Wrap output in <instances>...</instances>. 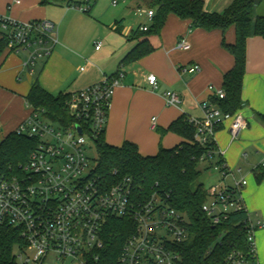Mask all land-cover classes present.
<instances>
[{"label":"built area","instance_id":"2783aa9c","mask_svg":"<svg viewBox=\"0 0 264 264\" xmlns=\"http://www.w3.org/2000/svg\"><path fill=\"white\" fill-rule=\"evenodd\" d=\"M113 3L117 4V0ZM73 7L84 12L90 10L78 3ZM136 12L146 14L151 22L155 14L152 8L137 7ZM148 27L142 25L141 30ZM0 31L9 40L12 51L28 52L23 65L30 73L60 43L58 27L48 19L21 21L0 13ZM101 47V41L95 42L96 50ZM178 47L190 48L188 39L182 37ZM194 68L199 70L200 66ZM124 76L121 70L115 75H104L100 82L71 93L66 102L72 117L69 124L55 122L57 127H53L54 121L43 108L36 109L26 101L32 111L16 132L37 139L38 144L18 174L0 176V230L9 224L20 231L24 241L15 249L17 264H100L102 257H109L104 231L113 218L133 222V230L113 264L179 263L176 248L188 238L185 217L158 195L149 198L138 195L129 176L112 184L102 182L95 176L96 164L86 152L88 143L105 132L112 99ZM148 83L157 88L158 76L151 74ZM215 94L219 98L226 95L223 88ZM165 96L169 105L180 102L175 92L167 91ZM201 107L204 116L189 119L196 127L195 139L201 145L215 141L217 128L226 120L231 121L233 137L246 126V119L239 112L224 113L207 101ZM261 165L264 166V160ZM224 166H216L223 178L229 174L228 169L223 170ZM246 183L247 180H237L232 190L226 185L208 190L209 199L203 210L214 223L227 218L232 211L247 210L241 193ZM248 216L249 241L256 256L255 233L264 228V221H252L249 213ZM224 264L259 263L257 258L249 261L241 252H234Z\"/></svg>","mask_w":264,"mask_h":264},{"label":"crops","instance_id":"0c3cea01","mask_svg":"<svg viewBox=\"0 0 264 264\" xmlns=\"http://www.w3.org/2000/svg\"><path fill=\"white\" fill-rule=\"evenodd\" d=\"M135 1L138 7L149 8L142 0ZM203 1L206 10L222 12L233 0ZM65 2L20 0V3H15L14 0H0V13L3 15L21 21L48 19L55 24L61 21L68 29L67 32H58L60 43L49 58L38 61L34 73L28 71L26 74L24 62L16 58L15 51L6 49L2 55L0 134L6 136L15 131L31 114V108L26 105V96L35 81H39L54 95L71 94L100 82L104 75H115L121 70L125 76L116 88L110 105L105 129L107 142L116 146H121L125 141L134 142L145 156L156 155L161 147L173 148L179 145L183 141L180 135L172 131L162 134V130H167L180 118L186 121L202 118V102L216 105L212 98L216 97L217 89L223 88L224 75L235 63L234 57L224 46V41L227 44L235 42V28L232 26L225 32L191 28L190 20L170 14L160 33L147 37L154 50L139 59L123 62L125 56L145 40L140 34L137 39H130V36L139 26H151L148 16L143 14L147 21L136 27H127L124 18L113 17L108 21L111 30L104 35L106 43L101 41V49L96 50L90 48L91 39H86L87 21L93 18L79 12L78 16L69 18L70 9L75 4ZM53 8L58 9V13ZM119 21L121 33L116 31ZM2 37L0 31V39ZM182 37L188 39L190 48L178 47ZM17 53L27 55L28 52ZM195 65H199L200 69L196 70ZM151 74L158 76L157 88L148 83ZM167 91L175 92L180 102L169 105L165 96ZM242 98L244 105L238 112L247 123L239 136L240 140L235 142L236 138H233L228 142L227 132L221 131L225 122L231 124L230 120H226L220 131H216L215 141L232 174L225 177L223 185L232 186L237 180H247L241 189L246 209L252 221H264V181L258 182L254 175V169L264 160V124L258 118L259 113L264 114V38L261 36L250 37L247 41ZM242 152L248 155L247 160H251L244 169L247 174L239 179L231 171V166L236 164ZM254 157L262 160L256 164ZM244 170L239 168L241 173ZM255 246L258 263L264 264V228L256 231Z\"/></svg>","mask_w":264,"mask_h":264},{"label":"trees","instance_id":"16d2710c","mask_svg":"<svg viewBox=\"0 0 264 264\" xmlns=\"http://www.w3.org/2000/svg\"><path fill=\"white\" fill-rule=\"evenodd\" d=\"M142 1L155 11L152 24L146 31L141 30L142 26L133 30L130 39H137L140 34L145 40L139 42L125 56L123 62L139 59L154 50L147 37L159 34L170 14L190 20L191 28L201 27L225 32L233 26L235 42L227 44L224 41V46L234 57L235 63L224 75L225 97L216 96L212 101L224 113H237L244 105L242 89L248 38L253 36L264 38V14H255L257 3L263 0H233L222 12L206 10L203 0ZM120 23L121 21L118 22L116 31L121 33ZM6 49L12 50L9 47V40L3 36L0 39V59ZM70 96V93L54 95L39 81H35L26 96V101L36 109L43 108L50 120L69 124L72 117L66 102ZM258 118L264 124V114L259 113ZM165 131L180 135L183 141L173 148L161 147L156 155L147 156L140 153L134 142L125 141L121 146L108 143L103 132L95 140L98 151L95 176L108 184L129 176L133 179L138 195L146 198L153 194L158 195L185 217L188 238L176 248L180 254L178 264H224L228 256L234 252H241L247 260L253 261L257 255L255 256L249 241L248 210L232 211L227 218L217 224L203 210V204L208 201L209 194L204 184L199 182V178L204 169L225 164L224 158L218 153L216 141L207 145L199 144L195 139L196 127L183 118L174 121L167 130H162V134ZM37 144V139L18 134L16 130L7 134L0 141V176L18 174L20 166L29 160ZM202 163H205L204 168L201 166ZM227 169V166L223 167V170ZM254 175L258 182L264 181V166L256 167ZM228 189L232 190V186H228ZM132 230L131 220L111 219L104 231L106 252L109 257L108 259L102 257L100 264L116 262ZM23 243L20 231L5 224L0 230V264H17L15 249Z\"/></svg>","mask_w":264,"mask_h":264},{"label":"rangeland","instance_id":"374dc122","mask_svg":"<svg viewBox=\"0 0 264 264\" xmlns=\"http://www.w3.org/2000/svg\"><path fill=\"white\" fill-rule=\"evenodd\" d=\"M117 1L119 3L115 5L113 3V0H89V3H87L86 0H66L65 3L67 4L70 3V5L79 2L80 5L91 8V11L87 13V12L76 9L75 7H72L69 13L70 14L69 18L78 16L77 15L78 12L87 14L93 18L91 21H87L88 24L86 26V30H87L86 39H91L90 48L94 49L95 48L94 42H97V41H102L103 43L104 42L106 43V40L104 39V35L106 36L107 32L111 30V27L109 26L108 21L112 19L113 17H119V19L124 18L126 20L127 27H130V26L136 27L139 23L147 21L144 15H140L139 13L138 14L136 13L135 10L137 9L138 4L135 0H117ZM53 10L58 13V9L53 8ZM255 14L256 15L264 14V0L257 3ZM34 20H38V19H34ZM56 24L58 26V32L60 33L67 32L68 30L67 26L62 25L61 21L57 22ZM15 56L16 58H19L23 60L24 62L25 61L24 59H26L27 55L25 53L16 52ZM28 71H29L28 68H26L27 75H28ZM43 119H46L45 116H43ZM224 124L225 125L223 126V128H221V131L225 130L227 132L228 142H230V140L233 138L234 140L236 138L235 142H238L240 140L239 136L241 133L237 137H233V134L231 132V125L227 124V122H225ZM52 126L57 127V124L55 122H52ZM219 131L220 130H218L217 132ZM4 137H5V134L1 133L0 141L3 140ZM218 151H219V148H218ZM86 152H87L88 157L91 159V162L93 164H96V160L98 158V151H97L96 143L93 141H90L87 145ZM247 157L248 155H244V152H242L236 164L231 166L232 168L231 171L234 172L235 174L234 173L233 174L239 179L243 175L247 174L244 169L247 168L246 166L248 165L249 160H251V159L247 160ZM253 159L257 161L256 164L262 160L259 157H254ZM201 166L204 168L205 163H202ZM239 168H243L244 172L241 173L239 171ZM228 171H229V174L227 176L228 177L229 175L232 176V174L230 173V170ZM223 177H224L223 174L216 168V166H213L210 169L203 170L199 178V182L203 183L205 188L209 190L212 186L223 185L225 183V178Z\"/></svg>","mask_w":264,"mask_h":264},{"label":"water","instance_id":"95a60500","mask_svg":"<svg viewBox=\"0 0 264 264\" xmlns=\"http://www.w3.org/2000/svg\"><path fill=\"white\" fill-rule=\"evenodd\" d=\"M79 130L81 131L80 127H79Z\"/></svg>","mask_w":264,"mask_h":264}]
</instances>
